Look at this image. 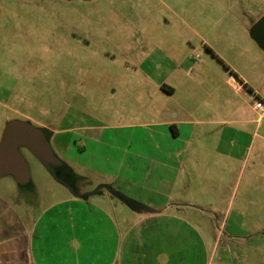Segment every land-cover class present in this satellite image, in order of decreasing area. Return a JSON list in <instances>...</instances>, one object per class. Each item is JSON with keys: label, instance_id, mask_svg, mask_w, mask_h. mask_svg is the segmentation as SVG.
Segmentation results:
<instances>
[{"label": "rangeland", "instance_id": "1", "mask_svg": "<svg viewBox=\"0 0 264 264\" xmlns=\"http://www.w3.org/2000/svg\"><path fill=\"white\" fill-rule=\"evenodd\" d=\"M263 15L264 0H0V140L11 121L43 130L85 195L21 149L31 181L0 179V264H120L129 237L133 264H264Z\"/></svg>", "mask_w": 264, "mask_h": 264}, {"label": "water", "instance_id": "2", "mask_svg": "<svg viewBox=\"0 0 264 264\" xmlns=\"http://www.w3.org/2000/svg\"><path fill=\"white\" fill-rule=\"evenodd\" d=\"M249 34L264 51V15L250 28ZM21 149H27L32 153L51 176L65 185L72 195L80 196L57 176L55 170L62 166V162L55 156L44 131L26 121H11L2 133L0 140V179L10 176L19 186L30 183V168Z\"/></svg>", "mask_w": 264, "mask_h": 264}, {"label": "crops", "instance_id": "3", "mask_svg": "<svg viewBox=\"0 0 264 264\" xmlns=\"http://www.w3.org/2000/svg\"><path fill=\"white\" fill-rule=\"evenodd\" d=\"M231 82H236V84H239V87H243V88L246 85L245 82L240 83L239 81H235L234 76H232L231 79L227 80L228 84ZM156 90L161 96H163V101L165 104H169L170 101H172V103H170L171 104L170 107L173 108L174 112H176V113L182 112L184 115L189 113L186 110V108H184L185 104L180 103L176 100L175 101L172 100V97L174 98V96H176L177 92H178V89L176 88V86H171V85L161 83V84H156ZM168 100H169V103H168ZM262 120H258V118H257L256 121L258 123H261ZM163 124L165 127H168L171 130V132L173 133V137H176V138L180 137V135H181V128L179 126H185L186 125L184 120H182L181 118H175V117H172L171 119L166 120ZM168 136H170V135H168ZM161 150L165 151L166 153H169V151L165 150L164 148ZM77 198H80V197H77ZM165 209H166V206H164V207L162 206V207L155 208V210H153V211H155L156 213H159V212L164 211ZM135 239L130 240V237H129V239L124 240L123 245L118 247V252H120V254H119L120 264H133V263H136V261H139V259H141L140 258V251H141L140 246L142 245V240L139 243V241H136ZM109 249L113 250L112 246ZM36 251H39V249L37 248ZM153 255H154V253L151 254V259L153 258ZM104 256H106V254ZM143 258L145 260V254H143L142 259ZM144 260H142V261H144ZM152 262H153V260H152ZM143 263L145 264L147 262L144 261ZM106 264H110V263L106 262Z\"/></svg>", "mask_w": 264, "mask_h": 264}, {"label": "trees", "instance_id": "4", "mask_svg": "<svg viewBox=\"0 0 264 264\" xmlns=\"http://www.w3.org/2000/svg\"><path fill=\"white\" fill-rule=\"evenodd\" d=\"M246 86V85H245ZM71 187V186H70ZM99 191H97L98 193ZM112 193L119 197L120 199H122V201L124 203H126L129 207H131L134 211H138V212H142V211H149L150 209L147 208L146 206H143V205H140L130 199H128L127 197H125L124 195H122L121 193H118V192H115V191H112ZM85 195H80V197H84Z\"/></svg>", "mask_w": 264, "mask_h": 264}, {"label": "built area", "instance_id": "5", "mask_svg": "<svg viewBox=\"0 0 264 264\" xmlns=\"http://www.w3.org/2000/svg\"><path fill=\"white\" fill-rule=\"evenodd\" d=\"M253 109L258 113V120L264 119V101L255 96Z\"/></svg>", "mask_w": 264, "mask_h": 264}, {"label": "flooded vegetation", "instance_id": "6", "mask_svg": "<svg viewBox=\"0 0 264 264\" xmlns=\"http://www.w3.org/2000/svg\"><path fill=\"white\" fill-rule=\"evenodd\" d=\"M57 169V168H56ZM80 197V196H79Z\"/></svg>", "mask_w": 264, "mask_h": 264}]
</instances>
